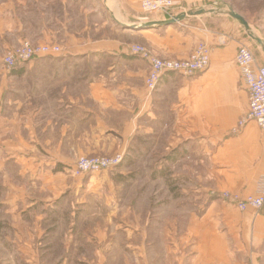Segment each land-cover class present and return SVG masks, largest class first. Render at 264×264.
I'll return each mask as SVG.
<instances>
[{
    "label": "crops",
    "instance_id": "crops-1",
    "mask_svg": "<svg viewBox=\"0 0 264 264\" xmlns=\"http://www.w3.org/2000/svg\"><path fill=\"white\" fill-rule=\"evenodd\" d=\"M139 1L96 0L83 8L81 0H43L38 27L0 6V120L8 118L15 130L10 144L28 151L42 144L43 157L73 167L83 155L121 153L127 161L136 148L155 155L163 145L195 143L201 167L222 183L190 186L185 193L196 195L188 196L189 207L177 204L176 215L137 220L121 235V264H264V209L242 211L208 196L230 187L245 198L264 176V132L253 121L234 132L248 110L235 61L241 24L207 13L146 29ZM221 35L228 41L222 44ZM24 38L58 43L63 52L9 71L1 50ZM199 42L211 48L209 67L193 75L166 72L153 91L145 84L149 61L129 49L141 44L181 59ZM97 253V264H106Z\"/></svg>",
    "mask_w": 264,
    "mask_h": 264
},
{
    "label": "rangeland",
    "instance_id": "rangeland-1",
    "mask_svg": "<svg viewBox=\"0 0 264 264\" xmlns=\"http://www.w3.org/2000/svg\"><path fill=\"white\" fill-rule=\"evenodd\" d=\"M42 3L0 0L3 11L11 8L19 23L31 22L35 27L42 18L38 9ZM91 3L97 4L96 0H81L83 8ZM190 6L215 10L208 16L225 13L231 17V10L239 12L252 33L264 40V0H190ZM163 15L146 14L147 22ZM240 26L242 43L264 65L261 45ZM151 28L155 26L146 29ZM8 50H1V57ZM7 119L0 120V264H97L101 255L97 251L107 259L106 264H121V235L133 225L138 227L137 220L176 215L177 204L189 207L185 205L188 196L196 195L185 193L190 186H217L223 181L201 167L197 160L200 147L195 143L175 148L163 145L155 155L136 148L116 168L77 174L74 162L43 157L42 144L30 145L32 151L11 145L15 130ZM22 135L27 131L23 129ZM225 193L242 197L230 187L214 189L208 196L228 201ZM139 223L144 227V222Z\"/></svg>",
    "mask_w": 264,
    "mask_h": 264
},
{
    "label": "built area",
    "instance_id": "built-area-1",
    "mask_svg": "<svg viewBox=\"0 0 264 264\" xmlns=\"http://www.w3.org/2000/svg\"><path fill=\"white\" fill-rule=\"evenodd\" d=\"M190 0H140L143 12L161 13L167 18H173L181 12H187L185 8ZM147 18V16H146ZM223 44L228 41L225 35L219 37ZM133 54L140 55L150 63V69L145 79L146 87L153 91L157 88L162 76L166 72H178L183 75H193L206 70L210 65L211 48L205 42H199L190 56L186 58H162L152 53L141 44L130 46ZM63 49L58 43H34L23 39L16 47L10 48L3 56V63L9 70H14L36 57L56 56L62 54ZM235 61L243 82L248 91V110L240 118L238 125L234 128L237 132L245 126L248 120H254L264 132V65L257 62L252 49L246 44L240 43L236 52ZM124 160V154L118 153L111 156H80L75 162L73 172L95 173L116 168ZM229 203L244 211L249 207L257 210L264 206V176L259 180L256 194L245 198L234 194H223Z\"/></svg>",
    "mask_w": 264,
    "mask_h": 264
},
{
    "label": "water",
    "instance_id": "water-1",
    "mask_svg": "<svg viewBox=\"0 0 264 264\" xmlns=\"http://www.w3.org/2000/svg\"><path fill=\"white\" fill-rule=\"evenodd\" d=\"M215 10H207L205 8H199V9H191L187 12H181L179 14H177L176 16H174L173 18H169V19H165V20H155V21H148L144 24V26L147 27H154V26H164V25H172L176 22H180L183 20H187L190 19L193 16H198V15H203V14H207V13H213ZM229 15L236 19L246 30V32L248 33V35L254 40L256 41L259 45H261L262 50L264 52V40L261 39L260 37L255 36L252 33L251 30V26L248 22V20L239 12H236L234 10H231L229 12Z\"/></svg>",
    "mask_w": 264,
    "mask_h": 264
}]
</instances>
